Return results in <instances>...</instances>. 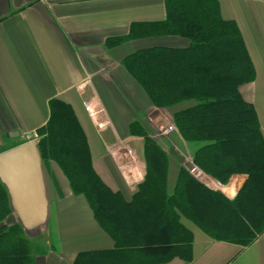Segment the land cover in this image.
<instances>
[{"label":"trees","instance_id":"obj_1","mask_svg":"<svg viewBox=\"0 0 264 264\" xmlns=\"http://www.w3.org/2000/svg\"><path fill=\"white\" fill-rule=\"evenodd\" d=\"M165 5V20L133 23L118 41L170 35L186 38L188 45L140 49L124 65L152 104L169 112L181 138L198 144L193 161L199 169L223 184L235 174L247 177L231 199L181 165L171 190L169 154L134 122L130 132L144 138L146 174L127 200L96 172L72 105L53 98L50 117L38 128L43 163L61 168L73 193L86 198L115 242L110 249L78 252L73 264L191 261L194 234L183 217L216 240L242 246L264 232V130L255 106L240 93L256 77L241 29L223 18L219 0H165ZM185 102L192 103L177 108ZM11 215L0 181V264H35L30 240L18 221L8 222Z\"/></svg>","mask_w":264,"mask_h":264},{"label":"crops","instance_id":"obj_2","mask_svg":"<svg viewBox=\"0 0 264 264\" xmlns=\"http://www.w3.org/2000/svg\"><path fill=\"white\" fill-rule=\"evenodd\" d=\"M219 3L223 18L238 23L254 62L256 77L241 85L240 93L255 106L264 130V0ZM166 14L165 0H0V152L37 133L50 117V100L59 98L72 105L87 135L93 166L113 191L130 200L146 174L144 138L131 134L134 122L169 154L172 190L179 167L191 170L194 166L198 144L176 132L185 149L180 152L171 137L152 134L149 117L166 109L152 104L124 61L140 49L180 48L188 40L170 35L117 39L128 35L133 23L162 21ZM50 166V181L45 170L50 215L57 217L63 199H74L75 194L61 168L54 162ZM246 177L235 174L226 184L205 173L200 179L234 198ZM62 184L69 192L63 191ZM54 185L59 194L52 190ZM92 215L94 224L83 228L86 233L79 238L80 245H69L75 250L68 252L60 238L63 229L54 221V234L62 248L49 251L45 264H65L66 255L73 264L80 251L115 246L93 211ZM182 221L193 231L194 257L191 261L174 257L162 264H264V232L242 246L210 237L189 219Z\"/></svg>","mask_w":264,"mask_h":264},{"label":"water","instance_id":"obj_3","mask_svg":"<svg viewBox=\"0 0 264 264\" xmlns=\"http://www.w3.org/2000/svg\"><path fill=\"white\" fill-rule=\"evenodd\" d=\"M0 181L24 232L34 235L44 231L50 218V200L38 140L0 152Z\"/></svg>","mask_w":264,"mask_h":264},{"label":"rangeland","instance_id":"obj_4","mask_svg":"<svg viewBox=\"0 0 264 264\" xmlns=\"http://www.w3.org/2000/svg\"><path fill=\"white\" fill-rule=\"evenodd\" d=\"M190 103L192 102H185L177 106V108H182L186 105H189ZM164 113H165V117L168 120H170V117H171L170 114H168V112L166 111H164L163 114ZM149 119L151 120V122H154L153 117L152 118L149 117ZM152 124H151V130H152V134L155 135V137L160 136L162 138H167V139L171 137V139L176 141V144H174L176 145L174 146L176 147V151H180V152L185 151L184 147L180 145L178 142V139H177L178 135L176 134L177 130L175 127L172 130H164L162 127H158ZM172 132H175V133H172ZM136 150H137V147H136ZM50 165L48 166L45 165V170H46V174H47L49 181L52 177L51 174H49V171H51ZM170 183H173L171 173H170ZM61 187L63 191L69 192V190L63 184ZM52 190L54 191L55 194L57 193L59 194V191L56 189L55 185L52 187ZM72 199H68V200H66V198L63 199L64 202H62V204L60 205L58 216L54 217L50 215L49 223L47 225V228L44 231L38 234H34V235H29L25 233V236L29 238L31 246H32V252H33V255L35 256V264L49 263V262H46L45 255L49 251H56L55 249L56 247L62 248V244H61L62 241L59 240V243H58V241L56 240L55 234H54V230H55L54 221H56V223L60 226V228L63 229L61 231L60 238H62L65 241L66 243L65 248L67 252L75 250L74 247L69 246V245H77V246L80 245L79 238L86 233V230L83 228H89L92 226V224H94L92 211L89 208L84 197L80 195H74L73 201ZM50 214H52L51 209H50ZM15 220H16L15 215H11L8 222L12 223ZM65 258H66V261L64 262L65 264L72 263L69 255H66Z\"/></svg>","mask_w":264,"mask_h":264},{"label":"built area","instance_id":"obj_5","mask_svg":"<svg viewBox=\"0 0 264 264\" xmlns=\"http://www.w3.org/2000/svg\"><path fill=\"white\" fill-rule=\"evenodd\" d=\"M152 117L154 120V122H152V123L154 125H156L158 127H162L164 130H172L174 128V125L170 122V120H168L165 117V114H163L159 110L156 113H153V115L150 118H152ZM38 138H39L38 133L28 134L26 136V139H28V140L38 139ZM191 172L198 178H200L202 175V171L196 165H194L192 167Z\"/></svg>","mask_w":264,"mask_h":264}]
</instances>
